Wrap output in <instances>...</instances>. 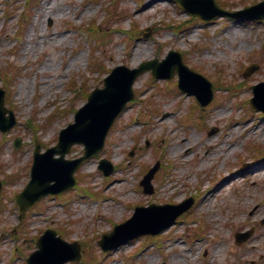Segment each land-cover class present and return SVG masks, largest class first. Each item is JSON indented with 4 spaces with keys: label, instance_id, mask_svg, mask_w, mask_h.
Returning a JSON list of instances; mask_svg holds the SVG:
<instances>
[{
    "label": "rangeland",
    "instance_id": "rangeland-1",
    "mask_svg": "<svg viewBox=\"0 0 264 264\" xmlns=\"http://www.w3.org/2000/svg\"><path fill=\"white\" fill-rule=\"evenodd\" d=\"M218 1L227 9L240 10L260 0ZM44 4L62 12L44 17ZM183 22L180 31L170 30ZM91 26L97 40L93 50L94 43L80 29ZM133 27L136 38L127 46L124 32ZM16 34L22 35L20 41L13 38ZM137 49L148 54L132 63ZM171 50L181 52L184 63L211 82L240 83L237 96L214 92L208 109L200 111L193 96L178 94L176 75L166 81L151 78L150 72L140 74L133 84L135 97L116 119L103 150L76 172L80 181L63 197L42 199L19 222L13 195L29 180L35 137L42 151L55 145L59 131L84 103L72 88L99 87L107 70L120 64L135 68L155 58L161 61ZM94 58L92 69L89 64ZM252 63L256 69L245 76ZM7 70L16 73L12 79ZM254 74L264 81V21L191 19L172 0H36L32 7L28 0H0V75L4 78L0 86L9 94L5 105L17 120L8 133H0V180L6 182L0 193V233L4 234L0 264H26L47 228L67 242L80 244V262L65 264L82 260L81 264H151L152 258V264H264V224L259 221L264 219V113L248 104L253 94L245 86ZM227 112L231 115H221ZM30 119L39 130L31 131ZM231 120L240 125L231 126ZM227 134L232 135L230 143L238 144L232 154L226 152ZM18 137L21 144L15 148ZM82 151L81 145H75L66 158H77ZM101 158L115 166L107 179L97 169ZM157 161L153 193L145 194L139 185L143 169ZM252 167H259L258 173L253 174ZM174 183L183 184V193L177 200L166 199ZM86 188L100 199L81 194ZM161 194L165 198L159 200ZM188 197L194 198L191 209L157 238L137 237L106 253L97 246L100 234L129 218L134 205L179 203ZM254 204L261 215L253 212ZM236 212H241L238 218L233 217ZM251 229L247 242L234 244L235 231Z\"/></svg>",
    "mask_w": 264,
    "mask_h": 264
},
{
    "label": "water",
    "instance_id": "water-1",
    "mask_svg": "<svg viewBox=\"0 0 264 264\" xmlns=\"http://www.w3.org/2000/svg\"><path fill=\"white\" fill-rule=\"evenodd\" d=\"M190 13L198 15L204 20H211L218 16H227L230 18L250 20V19H262L264 18V9L260 14H254L245 16L244 12L229 13L218 7L214 0H176ZM258 7H264V1L253 6L252 10ZM178 62H179V57ZM151 67L150 63L142 64L139 69L128 70L124 67L115 68L112 73L104 79L105 87L103 89H95L88 97V102L78 110L75 114V123L68 125L60 132L59 140L56 146L48 149L46 153L40 154L39 147L36 149L34 155V163L31 169V180L25 187V189L17 196V204L20 208L21 217L24 215L26 209L33 205L36 201L40 200L43 196L48 194H57L63 190L71 188L75 184L73 174L75 170L88 158H90L97 151L101 150L104 145V139L108 132V129L112 125L116 116L125 108L126 103L133 97L131 90L132 82L135 77L141 73L144 69ZM155 72H153L154 74ZM156 75V74H154ZM208 86L210 85L203 80ZM182 89H187L180 83ZM264 87V84H260L259 87H255V97L251 100L252 105L264 112V99L260 97L258 89ZM209 97L203 99L201 94L196 92L198 99L203 105H206L211 100V90L209 88ZM4 104V92L0 90V130L7 131L15 123V119L11 111L6 110L3 107ZM6 112L10 114V120L2 121V117ZM75 143H81L84 145V155L75 160H65L64 156L69 152L71 146ZM54 154H59L60 157L54 159ZM99 168L104 171L106 175L113 171L112 166L106 161L100 162ZM155 168L152 169L142 181V184L147 190L150 185L149 181ZM51 181H55V184L50 185ZM1 188V184H0ZM190 202H186L179 206H151L150 208H137L133 217L127 222L117 226L115 230L127 228L132 226L141 219L142 216H150L154 212L163 211L167 209L179 208L178 212L166 220L157 230H138L132 232L113 246H108L106 242H100L99 244L103 249L112 248L134 237L145 234H156L161 232L164 228L170 226L176 217L190 207ZM150 217H146L149 219ZM54 232L48 231L37 243L38 251L33 253L28 259L29 264H39V258L45 253V246L47 249L51 247L49 245L50 240H54ZM248 235H244L243 239H246ZM109 235L104 236V240ZM64 246H69L59 239L56 240ZM71 259H79L78 252L76 251ZM70 259V257H61L58 260L48 262L46 264H62Z\"/></svg>",
    "mask_w": 264,
    "mask_h": 264
},
{
    "label": "bare ground",
    "instance_id": "bare-ground-1",
    "mask_svg": "<svg viewBox=\"0 0 264 264\" xmlns=\"http://www.w3.org/2000/svg\"><path fill=\"white\" fill-rule=\"evenodd\" d=\"M42 11H43V13H44V17H51L52 15H58V14H60L62 11L61 10H59V9H57V10H51V6H50V4H44V6H43V9H42ZM148 54V51L145 49V50H140V49H137L136 51H135V56H134V58H133V61H132V63H136L137 62V60L140 58V57H142L143 55H147ZM262 79H261V76H259V75H257V74H254V75H252L247 81H246V85L245 86H248V85H250V84H252V83H255V82H260ZM230 113L229 112H227V113H221V115H229ZM236 131V128H234V132ZM262 133V138L264 139V130L261 132ZM224 139H226L227 141H226V145H227V149H226V152H227V154H232L235 150H238V144L235 142V143H230L229 141L232 139V135H229V134H227V135H225V137H224ZM208 144L210 145V149L212 150L213 149V144H212V142L208 139ZM221 148H222V150H224V144H222V146H221ZM178 150V148H173V151L174 152H176ZM189 150L190 151H192V147H189ZM258 168H253L252 169V173L253 174H256V173H258ZM236 179L235 178H233L231 181H230V183H234V181H235ZM182 186H183V184H177V183H174V184H172L171 186H170V189H171V187H173L172 188V190H171V192H170V195L168 196V197H166V199H168L169 197H171V198H173L174 200H177V197L179 196V195H181L182 193H183V189H182ZM221 188H223V187H221ZM216 191V190H215ZM213 194V191H210V192H208V197L209 196H211ZM162 198H165L162 194L161 195H159L158 196V199L159 200H161ZM233 204H231V203H227L226 204V206L228 207V206H232ZM241 208H243L242 206H241ZM222 210V209H221ZM253 212H256V213H258V215H261V214H259V212H260V210H259V205L258 204H254L253 205ZM241 214V212H236V213H234L233 214V217L234 218H238L239 217V215ZM218 218L216 217L215 218V220H217ZM215 227V226H214ZM223 244V240H222V238L220 239V241L217 243V246L219 247V249H218V253L219 254H221L222 253V251H223V246H221ZM45 262H48V259H46L45 260ZM154 262V258H152L150 261H149V263H153Z\"/></svg>",
    "mask_w": 264,
    "mask_h": 264
}]
</instances>
